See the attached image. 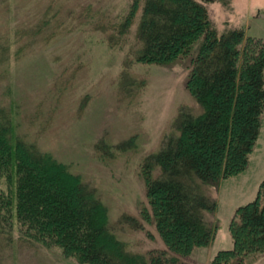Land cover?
Masks as SVG:
<instances>
[{
	"label": "rangeland",
	"instance_id": "rangeland-1",
	"mask_svg": "<svg viewBox=\"0 0 264 264\" xmlns=\"http://www.w3.org/2000/svg\"><path fill=\"white\" fill-rule=\"evenodd\" d=\"M195 1L205 6L218 35L241 29L264 43V0ZM143 3L0 0V107L9 112L15 140L36 145L95 190L126 252L169 258L174 255L151 217L142 166L173 133L181 109L200 110L186 88L187 57L164 65L135 60ZM245 47H238L239 65ZM262 180L264 110L244 171L203 190L215 203L204 213L213 228L210 242L179 257L180 264H210L219 251L232 249L234 214L255 199ZM12 181L0 178L5 195H13ZM14 208L12 231L0 234V264H84L58 246L21 235ZM242 264H264V253Z\"/></svg>",
	"mask_w": 264,
	"mask_h": 264
},
{
	"label": "trees",
	"instance_id": "trees-1",
	"mask_svg": "<svg viewBox=\"0 0 264 264\" xmlns=\"http://www.w3.org/2000/svg\"><path fill=\"white\" fill-rule=\"evenodd\" d=\"M143 2L135 60L164 65L187 57L186 88L200 110L181 109L173 133L142 166L151 217L174 257L126 252L110 232L95 190L36 145L15 140L9 112L1 107L0 178L13 180L15 188L13 195L0 190V234L12 231L15 207L21 235L43 247L58 246L84 264H180L179 257L210 242L213 228L204 213L215 203L203 190L247 166L264 110V43L241 29L218 35L195 0ZM242 42L247 53L239 65ZM229 230L232 249L219 251L210 264H242L264 253V180L255 199L237 209Z\"/></svg>",
	"mask_w": 264,
	"mask_h": 264
}]
</instances>
